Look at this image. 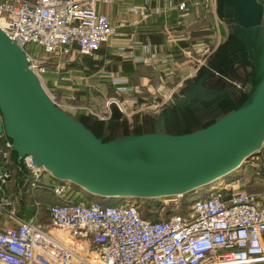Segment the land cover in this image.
<instances>
[{"label": "built area", "instance_id": "1", "mask_svg": "<svg viewBox=\"0 0 264 264\" xmlns=\"http://www.w3.org/2000/svg\"><path fill=\"white\" fill-rule=\"evenodd\" d=\"M123 1L0 0V28L23 48L29 67L39 76L45 64L38 68L31 64L30 44L55 57L76 52L93 55L118 33L119 21H113L107 6L114 3L119 7ZM149 1L142 0V6L145 8ZM188 1L165 0L163 6H156L153 11L177 8L180 14L176 27L182 23ZM212 1L190 0V3L195 8L208 9ZM138 12L140 7L130 3L124 14ZM116 45L118 52L138 63L157 57L149 42L140 44V53L133 46ZM182 52L192 57L190 48ZM209 61L208 54L200 58L190 77L198 75V70ZM111 79L118 84L117 91L132 90L131 85L124 84L125 77ZM183 81L175 82L166 91L158 88L160 99L152 103L137 105V96L123 100L110 96L104 109L86 108L100 119L110 116L112 103L123 113L146 108L159 110L171 101L174 91L179 92ZM0 143L1 212L16 216L15 208L23 192L14 191V181L23 180L27 194L46 189L58 198L47 203L41 214L42 201L34 197L36 209L31 215L0 227V264H249L264 259L263 194L225 185L194 199L185 210L179 206L169 216H146L136 199L117 204L85 199L70 183L51 178L42 165L34 163L31 155L20 157L18 162L11 140L4 133H0ZM263 153L254 155L255 162L249 163L262 166ZM44 175L49 179L45 180ZM168 199L172 197H162L161 210L168 205Z\"/></svg>", "mask_w": 264, "mask_h": 264}, {"label": "water", "instance_id": "2", "mask_svg": "<svg viewBox=\"0 0 264 264\" xmlns=\"http://www.w3.org/2000/svg\"><path fill=\"white\" fill-rule=\"evenodd\" d=\"M220 13L230 23L229 40L170 98L181 108L200 104L223 95L226 84L248 79L240 104L189 132L108 139L54 102L23 48L0 28V133L11 140L17 161L29 154L54 179L123 201L186 194L239 171L264 141V0H221Z\"/></svg>", "mask_w": 264, "mask_h": 264}, {"label": "rangeland", "instance_id": "3", "mask_svg": "<svg viewBox=\"0 0 264 264\" xmlns=\"http://www.w3.org/2000/svg\"><path fill=\"white\" fill-rule=\"evenodd\" d=\"M215 2V0H213ZM114 3H110L107 7L109 15L112 17L119 16L120 14V8H118ZM103 7V6H102ZM116 9L118 12L116 13ZM113 21L114 18L112 17ZM118 20V19H117ZM115 20L114 22H118ZM128 22V20H125ZM125 26V25H124ZM126 27V26H125ZM122 25L119 28L118 27V33L117 35H114L109 42L113 43L115 42V37H127V33L129 31H126ZM125 32V33H124ZM223 36V35H222ZM216 41L213 38L211 42L208 43V46H204L203 50L201 52H204L200 55V58H203L207 55L208 52H210L215 46ZM214 46V47H213ZM213 47V48H212ZM106 48V47H105ZM207 50L205 51V49ZM30 49V55H31V64H33L36 68L39 66H42V64H45L44 71L39 70V80L42 83V86L46 90V92L50 95V97L55 100L61 108L68 111L70 114L75 116L76 118L83 119L90 125L91 127H94L96 129L99 128V125L96 124V122H99V119L91 114L89 110L86 108L87 106L99 109L104 106L105 100L112 96L114 91L111 87L110 83V77L112 74L122 71V72H130L132 71V67L130 66L131 61L130 58L121 54L120 52L113 48H106V53H100L96 52L93 55L88 54H80V53H73V54H67L62 57H55L53 55L45 53L41 48L34 47L33 44L29 45ZM218 49V48H217ZM194 56H198L195 54V52L192 53ZM105 55V56H102ZM190 65H185L186 68H188ZM95 72V73H94ZM104 73L102 75H99V78H103L102 80L98 77L92 76L96 75L97 73ZM91 75V76H90ZM114 104V103H112ZM102 109V108H101ZM123 113V112H122ZM140 114L137 117L134 116V114ZM208 112H205L201 107L198 108V110L195 111L194 117L188 116V117H182L175 120H166L164 119L163 111L162 109L155 110V109H144V110H138L134 111L132 113H123V120H125V127H120L121 131L127 130V131H133L136 128V125H141L143 129L145 130H174V131H182L192 128H197L202 122H204L209 117L213 116L215 113H212V115L209 116L207 114ZM218 115V114H217ZM217 115H214L216 117ZM149 117L154 118L152 122H149L150 124H147L149 121ZM148 120V121H146ZM140 126V127H141ZM260 151L264 152V141L263 145L260 148ZM257 155V154H256ZM253 157L254 155L249 157V160H246V162L243 163V166L245 168V173L240 180H238V184H235L234 187H244L249 190L256 191L260 194L264 195V175H261L260 172H258L259 167L257 165H252L249 163V161H254ZM252 158V159H251ZM250 174V175H249ZM250 176V177H249ZM232 177V176H231ZM236 178V177H235ZM18 181V179H16ZM236 180L230 181V184L235 183ZM23 180L21 182L15 183L13 182L12 186H15L14 191L18 189L21 190L22 198H19V203L17 204L15 211L16 216H9L5 212H1L3 216H5L8 220L11 222H14L13 224L18 222V217H27L31 215L36 207L33 205V199L34 197L37 199H40L42 201V205L39 208V213H44V206L47 203L53 202L58 200V198L52 194L48 190L39 189L40 192H45L41 194L44 197H39L35 191L28 192L27 194L25 192V188H23ZM214 184V183H212ZM211 184V185H212ZM222 186L224 183H221ZM221 184L217 186H221ZM75 189V188H74ZM76 190V189H75ZM208 192L210 191V187L206 188ZM17 191V192H18ZM79 191L80 195L85 199H96L95 196L88 197L84 194L83 191ZM196 195V194H195ZM194 195V198H195ZM179 196H173L172 200L168 199L166 202L170 207H173L174 209H177L179 207ZM171 198V197H166ZM120 201V200H119ZM115 199H106L102 203L103 204H117L115 202ZM136 202L139 204L141 203L144 207L146 202L144 199H139V201L136 199ZM161 204V203H160ZM166 204V203H164ZM167 205V204H166ZM29 207L31 208L30 211H26L25 209ZM161 207V206H160ZM156 215H153V217H164L167 215V212L165 211V208L162 210L158 208V210L155 213ZM1 217V215H0Z\"/></svg>", "mask_w": 264, "mask_h": 264}, {"label": "crops", "instance_id": "4", "mask_svg": "<svg viewBox=\"0 0 264 264\" xmlns=\"http://www.w3.org/2000/svg\"><path fill=\"white\" fill-rule=\"evenodd\" d=\"M130 3L138 5L140 7V13L138 12L129 15L124 14L127 12V8ZM188 3V9L182 15V23L174 27L175 21L180 14V11L177 8H171L166 12L159 13H155L153 11L156 6H163L165 4V0H150L145 8L142 6V0H124L122 2V4L118 7L120 8L119 16L115 14V16L112 15V17L114 20L118 19L117 21H119V28L121 25L123 27L126 26L124 29L129 31L127 33V37H116L114 43L105 42L97 52H99V54L106 53L107 47L110 49L115 47L116 49V44H124L125 46H133L136 52L140 53V44L149 42L151 43L152 49L157 52V57L153 60H147L146 62L141 63L130 59L132 71H118L112 74L111 77H125L127 81L124 84L132 86V90L117 91L116 87L118 84L113 83L110 77V85L114 91L112 96L121 100L137 96V105L139 103H152L153 101L160 99L158 88L161 91H166L175 82H179L183 79L184 85L179 90L181 91V89H183V87L186 86L190 80L196 78L197 74H194V76L190 77L191 75H189V73L193 72L197 61L200 59V55L204 53L201 52L204 49L203 47L208 46V43L211 42L213 38L216 41L214 46H222L231 32V26L219 11V0H215V2L212 1V4L210 7H208V9L193 7L190 3V0ZM117 12L118 10L116 9V13ZM125 20L129 21L126 22ZM189 48L192 50V53L195 52V54L198 56L191 54L192 57H187L182 52L183 49ZM218 49H214L213 51L207 53L210 59L212 56H215ZM206 50L207 48L205 51ZM187 64L190 65L188 68L185 67ZM94 73L91 74L94 76V79H96L95 77L99 78V75H102V77L106 75L103 72L93 75ZM189 78L191 79L185 83V81ZM99 79L102 80L103 78ZM134 89H139V91L135 92ZM101 108L104 109V106ZM147 124H150L149 121ZM120 127L121 121L120 126L117 127V134L123 132L120 130ZM261 157V162H264V153L261 155ZM263 165L261 166L260 164L259 166L261 171L258 172H260L261 175H264ZM245 172V168L242 166L239 171L228 175L227 178H218L217 180H214L212 182L214 184L209 187H216L221 183H224L223 185L228 186L238 184V180H240L239 178H241ZM44 179L48 180L49 178L44 175ZM233 180H236V182L230 184V181ZM36 193L42 198L44 196L41 194L45 192L38 191ZM198 194L201 197L206 196L208 194V190H206L204 187L203 191L197 193V195ZM0 215V227H5L14 223L8 220L2 214ZM249 264H264V259L253 261Z\"/></svg>", "mask_w": 264, "mask_h": 264}, {"label": "trees", "instance_id": "5", "mask_svg": "<svg viewBox=\"0 0 264 264\" xmlns=\"http://www.w3.org/2000/svg\"><path fill=\"white\" fill-rule=\"evenodd\" d=\"M219 9L221 10V0H219ZM212 58H213V56H212ZM244 97H245L244 91H241L237 96H235L233 94L226 93V94L218 97L215 100L206 101V102H203L201 104H196V105L184 106L183 108H181L177 105H174V104H172L171 101H169L163 106L162 111H163L164 119H166V120H175L178 118H182L184 116L185 117H188V116L194 117V115H196L195 111L198 110L199 107H201L203 110H205V112H208L207 114H209V116L212 115V113L217 112L218 115L216 113L214 114V115H217L216 117H214V115L209 117L208 119H206L204 122H202L197 127V128H200V127H204V126L208 125L209 123L213 122L220 115H222V114L234 109L235 107H237L240 104V102L243 100ZM122 114L123 113L117 108V106L115 104H111V114L107 119H100L97 117L99 119V122L98 121L96 122V124L98 123L97 125H99L98 129L91 127L83 119H80V121L83 124H85L89 129H91L96 135L102 136L104 139H108V138H111V137L117 135V130H118L117 120L121 121V127H123V126L125 127V120H123ZM138 115H140V114H138V113L134 114V116H136V117ZM152 120H154V118L149 117V122H152ZM140 126L141 125H136V128L133 131L124 130L122 133L157 131V130H145L142 128V126L141 127ZM197 128H192V129H187V130H182V131H174L171 129L164 130V131L170 132V133H183V132H189V131L195 130ZM72 186L76 190H78L74 185H72ZM83 192L88 197H91L90 194L87 193L86 191H83ZM196 192H197V189H194V190L187 192L186 194L181 195L180 201H179V206H181L183 208V210H185V208L194 199H196L198 197V196H195V198H194V195L196 194ZM97 199L103 202L104 200H106L108 198L98 196ZM112 199H115V198H112ZM136 199L138 201H139V199H144L145 201H147L145 206H144V214L146 216H152V217H153V215H156L155 213L158 210V208H160V203L162 202V197L149 198V199L137 197ZM119 200L120 199H115V202H117V203L121 202ZM164 208H165V211L167 212L166 216H169L171 213L177 211V209L170 207V205H165ZM25 210L30 211L31 208L29 209V207H27Z\"/></svg>", "mask_w": 264, "mask_h": 264}, {"label": "flooded vegetation", "instance_id": "6", "mask_svg": "<svg viewBox=\"0 0 264 264\" xmlns=\"http://www.w3.org/2000/svg\"><path fill=\"white\" fill-rule=\"evenodd\" d=\"M229 37H230V34H229V36H228V38H227V40L222 44V45H224V44H226L227 43V41H228V39H229ZM216 56V55H215ZM215 56H213V58L215 57ZM213 58H211L210 59V61L213 59ZM199 76V75H198ZM237 80V79H236ZM236 80H234V81H236ZM213 82L215 83V84H221L222 83V80L221 79H213ZM249 83V80L247 79L246 80V83L244 84V85H242V86H240V84H241V82L240 81H236V86H233V85H229V84H226V92H224V94H226V93H229V94H233V95H235V96H237L240 92L239 91H237L238 90V88L239 87H241V91H243V89H244V87L247 85ZM223 94V95H224ZM198 95H200V96H204V95H202V94H198ZM197 95V96H198ZM220 96H222V95H220ZM220 96H217V98L218 97H220ZM199 97V96H198ZM200 98V97H199ZM216 98V99H217ZM198 101L197 100H194V103H196V104H198L197 103ZM193 103V104H194ZM196 104H194V105H196ZM201 104V103H200Z\"/></svg>", "mask_w": 264, "mask_h": 264}, {"label": "bare ground", "instance_id": "7", "mask_svg": "<svg viewBox=\"0 0 264 264\" xmlns=\"http://www.w3.org/2000/svg\"><path fill=\"white\" fill-rule=\"evenodd\" d=\"M209 186H211V184H210ZM209 186H207L206 188H208ZM217 188H219V186H218V187H217V186H216V187H212V188H210V191H211V190H214V189H217ZM201 191H203L202 188L199 189V190H197L196 195H195V196H198L197 198L201 197V196H199V194L197 195V193H199V192H201ZM210 191H209V192H210ZM209 192H208V193H209ZM203 197H204V196H203ZM197 198H196V199H197ZM120 201H123V200L120 199Z\"/></svg>", "mask_w": 264, "mask_h": 264}]
</instances>
